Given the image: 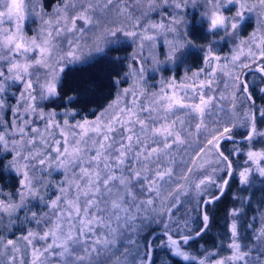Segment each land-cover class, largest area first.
<instances>
[{"label": "snow or ice", "instance_id": "6c2138e0", "mask_svg": "<svg viewBox=\"0 0 264 264\" xmlns=\"http://www.w3.org/2000/svg\"><path fill=\"white\" fill-rule=\"evenodd\" d=\"M233 181L264 185V0H0V264H264L251 195L192 250Z\"/></svg>", "mask_w": 264, "mask_h": 264}, {"label": "trees", "instance_id": "16d2710c", "mask_svg": "<svg viewBox=\"0 0 264 264\" xmlns=\"http://www.w3.org/2000/svg\"><path fill=\"white\" fill-rule=\"evenodd\" d=\"M121 54H124V52H121ZM195 66V63H194ZM107 69V65H97L95 69H93L94 72H99L101 75L104 74V71ZM107 94V92H106ZM232 194L237 195H251V201L250 204L247 202L245 204L244 209V219L242 221L241 227L243 228V224L246 222H252L254 224H258L259 220L257 221H250L251 217L256 216L259 217L261 213H264V185L257 184L253 186L248 192H241L240 185L236 183L235 181L231 182V192L226 194V196L222 199L221 202L216 206L215 210V221L212 226V230L202 239L198 241L192 242V250L197 252H204L205 250L208 251H215L219 244L217 242H213L208 237L213 234L217 235V238L219 237L221 241L227 242L225 239V233H226V212L228 209L232 207H236L237 203L231 199ZM261 197V199H260ZM258 203H260L258 205ZM249 204V207L247 208L246 205ZM255 204V205H254ZM222 254L227 255L228 250L226 248H223Z\"/></svg>", "mask_w": 264, "mask_h": 264}, {"label": "rangeland", "instance_id": "374dc122", "mask_svg": "<svg viewBox=\"0 0 264 264\" xmlns=\"http://www.w3.org/2000/svg\"><path fill=\"white\" fill-rule=\"evenodd\" d=\"M132 50H133L132 47H127V49H126V51H127L128 53H130ZM122 52H124V51H122ZM260 199H261V197H260ZM261 200H262V199H261ZM233 202H234V200H233ZM249 204H250V202H249ZM249 204L246 205L247 208L249 207ZM259 204H260V203H258V205H259ZM254 205H255V204H254ZM251 218H252V217H251ZM251 218H250V219H251ZM250 221H252V220H250ZM208 239H210V240L213 241V242H217L218 244H220V242H221V239H220L219 237L217 238V235H216V234L211 235V237L209 236Z\"/></svg>", "mask_w": 264, "mask_h": 264}]
</instances>
